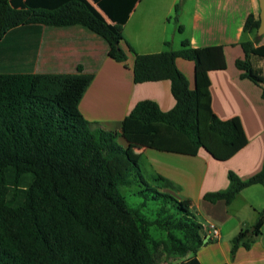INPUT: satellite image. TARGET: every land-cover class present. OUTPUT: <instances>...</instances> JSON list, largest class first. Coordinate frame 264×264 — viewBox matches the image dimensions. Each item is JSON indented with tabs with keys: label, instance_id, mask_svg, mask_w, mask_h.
Segmentation results:
<instances>
[{
	"label": "trees",
	"instance_id": "obj_1",
	"mask_svg": "<svg viewBox=\"0 0 264 264\" xmlns=\"http://www.w3.org/2000/svg\"><path fill=\"white\" fill-rule=\"evenodd\" d=\"M137 1L93 0L96 7L89 0H0V42L28 24H79L105 38L116 59L125 62L123 25ZM183 2L175 5L177 21ZM259 25L260 17L250 14L244 30L257 32ZM259 38L240 42L244 57L235 65L242 78L261 88L264 99ZM177 58L194 62V87ZM226 67L223 46L192 47L189 40L179 50L136 54L134 81L169 80L175 105L164 111L155 101H139L119 133L81 113L79 103L94 78L82 65L76 73L0 71V264H157L159 251L180 257L193 253L169 264H201L196 252L204 244L203 225L191 201L161 191L174 185L160 174L152 179L155 185L149 184L118 138L191 155L203 147L219 159L231 157L247 137L238 117L223 120L214 113L209 78L210 71ZM138 179L161 203L163 219L149 220L140 206L128 205L121 186ZM228 179L226 189L207 192L204 199L230 203L243 188L264 186V166L246 180L229 171ZM263 223L264 210L252 234L246 229L233 237V255L239 246L251 247ZM153 224L166 235L155 238Z\"/></svg>",
	"mask_w": 264,
	"mask_h": 264
},
{
	"label": "crops",
	"instance_id": "obj_2",
	"mask_svg": "<svg viewBox=\"0 0 264 264\" xmlns=\"http://www.w3.org/2000/svg\"><path fill=\"white\" fill-rule=\"evenodd\" d=\"M179 1L136 2L123 25L125 62L116 59L105 38L82 25L28 24L12 29L1 40L0 71L76 73L82 65L83 72L94 74V78L79 103L81 113L104 129L119 133L124 118L139 101H155L164 111L175 105L169 80L134 81L136 54L179 50L184 40H189L192 47L223 46L227 67L209 73L211 105L223 120L240 119L247 137L242 148L222 160L203 147L191 155L130 144L123 137L118 141L137 158L143 175L147 173L152 180L160 174L172 181L173 188L161 191L180 201L190 200V209L203 226L217 225L220 236L205 235L204 244L196 252L201 264H264V223L250 248L239 246L232 254L233 237L254 227L264 210V186L249 185L230 203L204 199L205 193L228 187L229 171L246 180L264 166L262 90L250 79L242 78L235 65L237 58L244 57L240 42L254 40L257 35L256 31H245L244 24L250 14L260 17L259 0H184L177 21L175 5ZM259 37V44H264V34ZM176 63L194 87V62L177 58ZM192 254L173 255L165 262H180Z\"/></svg>",
	"mask_w": 264,
	"mask_h": 264
},
{
	"label": "rangeland",
	"instance_id": "obj_3",
	"mask_svg": "<svg viewBox=\"0 0 264 264\" xmlns=\"http://www.w3.org/2000/svg\"><path fill=\"white\" fill-rule=\"evenodd\" d=\"M148 174L145 173L144 176L149 181V184L154 185L155 183L150 179ZM147 185L141 181H135L131 186H121V192L125 195L128 205L131 208L141 207V212L148 218L149 220H155L156 218L163 219L166 216V213H159V207L161 203L158 200L152 198V192L146 189ZM141 190L143 192L141 193ZM147 194V195H146ZM145 202L144 205H141ZM160 215V216H159ZM152 234L155 238H159L166 235V231L163 230L157 224L152 225ZM159 256L157 260V264H166L165 261H171L172 256L167 255L166 253H162L159 251Z\"/></svg>",
	"mask_w": 264,
	"mask_h": 264
},
{
	"label": "water",
	"instance_id": "obj_4",
	"mask_svg": "<svg viewBox=\"0 0 264 264\" xmlns=\"http://www.w3.org/2000/svg\"><path fill=\"white\" fill-rule=\"evenodd\" d=\"M259 4H260V25L257 29V35L261 36L264 34V0H259ZM255 227H251L249 234H251L252 232H254Z\"/></svg>",
	"mask_w": 264,
	"mask_h": 264
},
{
	"label": "built area",
	"instance_id": "obj_5",
	"mask_svg": "<svg viewBox=\"0 0 264 264\" xmlns=\"http://www.w3.org/2000/svg\"><path fill=\"white\" fill-rule=\"evenodd\" d=\"M203 235L209 234V236H212L214 238H218L220 236V230L217 227V225L211 223L209 225L203 226Z\"/></svg>",
	"mask_w": 264,
	"mask_h": 264
}]
</instances>
